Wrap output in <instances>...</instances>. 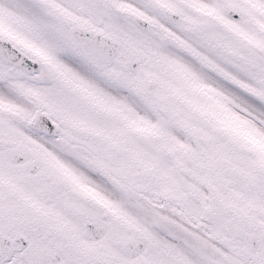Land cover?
I'll return each mask as SVG.
<instances>
[{
	"label": "snow or ice",
	"instance_id": "snow-or-ice-1",
	"mask_svg": "<svg viewBox=\"0 0 264 264\" xmlns=\"http://www.w3.org/2000/svg\"><path fill=\"white\" fill-rule=\"evenodd\" d=\"M0 264H264V0H0Z\"/></svg>",
	"mask_w": 264,
	"mask_h": 264
}]
</instances>
